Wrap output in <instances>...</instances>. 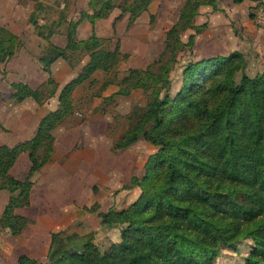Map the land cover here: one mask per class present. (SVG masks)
Listing matches in <instances>:
<instances>
[{"label":"trees","instance_id":"trees-1","mask_svg":"<svg viewBox=\"0 0 264 264\" xmlns=\"http://www.w3.org/2000/svg\"><path fill=\"white\" fill-rule=\"evenodd\" d=\"M117 0H89L91 13H82L70 21L64 48L49 39L58 34V24L39 25L31 14L28 23L45 43L39 62L48 75L46 88L32 89L11 83L13 97L41 104L56 94L58 85L50 67L57 60L71 68L87 56L77 76L58 93V107L44 116L35 135L14 147L0 146V192L10 195L0 215V231L16 237L31 221L16 214L30 207L31 178L48 164L53 155V132L75 114L74 90L94 75L113 72L120 58L119 43L113 49L106 39L94 33L96 21L109 18ZM152 0H129L112 19L111 30L127 15V28L147 11ZM219 0H186L177 22L166 35V48H191L206 24L194 25L199 8L218 11ZM246 1L232 0L234 5ZM65 18V17H64ZM62 16L61 19H64ZM87 21L89 37L77 39V28ZM192 31L184 45L180 34ZM16 35L0 27V64L10 60L21 48ZM125 55L122 56L124 58ZM160 61V60H159ZM168 63L157 71L153 64L144 70H129L115 92L101 96H129L135 90L149 93L145 108L134 111L136 122L111 146L121 151L143 138L156 152L144 165L141 179L132 177L131 188L138 197L126 207H110L102 223L118 231L116 242L101 250L90 234L64 236L52 233L47 264H215L221 251L232 253L250 242L244 264H264V72L255 78L243 72L246 62L239 52L228 56L203 58L189 62L181 86L173 90L168 80ZM106 86H103V89ZM27 153L31 164L24 181L12 178L10 169L18 156ZM17 264H41L21 255Z\"/></svg>","mask_w":264,"mask_h":264},{"label":"rangeland","instance_id":"rangeland-1","mask_svg":"<svg viewBox=\"0 0 264 264\" xmlns=\"http://www.w3.org/2000/svg\"><path fill=\"white\" fill-rule=\"evenodd\" d=\"M8 1V3H6ZM0 0V13L13 18L21 23L20 29L24 31L22 39L19 40L21 46L23 42L29 43L28 48L35 51L36 44H45L37 38L35 30L28 23L24 25L22 21L28 19L33 14L36 23L50 26L52 23L58 24L57 38L62 42L63 33L70 21H77L82 13H91L88 8L89 0ZM186 0H152L146 12H144L136 22L127 28V15L120 19L115 25V33L109 29L112 18L120 13L121 8L129 0H117L111 17L105 19L100 35L105 36V46L113 49L119 43L120 58L113 72L104 74L97 72L93 81L89 82L88 90L75 101V114L69 118L68 125H79L83 121L92 118V129L105 134L106 146L101 148V157H83L84 165L88 161L92 168L88 169L87 175L90 177V187L92 194L87 200V208L82 211V215H71L70 221L72 229L59 230L64 236L79 234L84 231L85 235L90 234L93 243L101 250L109 247L111 242H116L118 231L111 230L102 223V215L110 207L120 210L139 195L137 187H129L130 179L137 177L141 179L144 175V165L148 157L156 152V148L151 146L143 138H140L130 147L121 151L112 152L111 146L120 136L125 133L136 122L134 111L140 112L149 102V93L141 90L133 91L129 96L113 95L109 100L101 99L100 104L94 107L93 98H101L103 94L108 95L110 91H116V85L127 75L129 70H144L153 64L152 70L157 71L164 63H168L167 78L171 82L173 90L178 89L182 83V73L189 62H196L203 58L228 56L233 52L242 53L246 66L242 73H238L236 81L245 74L249 78H255L261 71L260 64L264 63V57L256 54L251 43L246 42L243 36L240 19L243 16L242 8H236L233 13L222 10L226 8V0L217 2L218 11L213 12L210 6L199 8L198 15L194 19V25L206 24L205 30L196 37L191 48H178L175 52L167 51L165 56H161L166 48V35L172 26L177 22L179 10ZM4 7L2 8V5ZM8 4V5H6ZM247 10V9H246ZM252 12H250L252 19ZM65 17L60 20V17ZM253 21V20H252ZM84 23L88 24L87 21ZM254 23V21H253ZM82 25V24H81ZM89 25V24H88ZM255 25V24H254ZM256 26V25H255ZM27 27L28 30L25 28ZM256 28L264 30L256 26ZM25 29V30H24ZM81 37L88 36L89 26ZM117 29V33H116ZM108 33V34H107ZM192 31H185L180 34V39L184 45L188 42ZM77 34V38H78ZM55 37V39H57ZM31 42V43H30ZM42 47V46H41ZM251 47V48H250ZM39 48V46L37 47ZM249 48V49H248ZM42 53L43 50L39 49ZM40 53V54H41ZM125 55L124 58L122 56ZM81 62L72 69L74 73H79L82 66L88 61L87 56L81 58ZM160 60V61H159ZM4 66L0 65V73ZM15 71V69H14ZM3 73L6 72L3 70ZM261 74V73H260ZM103 86L106 88L103 89ZM75 162H78L77 159ZM94 185V186H93ZM8 195V194H6ZM6 197L0 194V215L6 203ZM80 223V224H79ZM80 227L79 230L76 228ZM82 227V228H81ZM75 228V229H74ZM77 234V235H79ZM12 236L6 230L0 231V251L7 254L2 259L0 254V264H15V258L19 251L12 252ZM250 242H245L239 246V251L232 253L227 250L221 251L215 264H244V258L248 251ZM47 258L39 261L47 264ZM4 264V263H3Z\"/></svg>","mask_w":264,"mask_h":264},{"label":"crops","instance_id":"crops-1","mask_svg":"<svg viewBox=\"0 0 264 264\" xmlns=\"http://www.w3.org/2000/svg\"><path fill=\"white\" fill-rule=\"evenodd\" d=\"M4 5H2V8ZM255 5L256 3L249 1L234 5L232 0H226V8L222 7L221 9L226 10L231 15L236 8H242L243 16L246 17V19H240L243 36L246 42L252 44L256 54L264 57V30L256 28L250 15ZM107 19L109 20V18ZM27 21L28 19H24L22 24L25 25ZM103 21L95 22L94 33L97 37L105 39L106 37L99 33L103 29ZM20 25L19 21H15L9 15L5 16L0 13V27L7 28L19 40L24 35ZM88 26L89 34L86 38L90 36L92 28L83 22L76 30L79 36L77 39H86L81 37V33L83 34L85 30H88ZM25 29L28 30L27 27ZM109 29H111V24ZM55 37L57 38L53 35L49 42L52 45L64 48L66 38L64 37L60 42L59 38L55 39ZM28 45L29 43L23 42L20 50L10 60L0 64L4 66L0 73V146L11 148L30 140L35 135L40 120L57 109V97L60 90L78 74L74 73L73 68L65 61L59 59L50 67L51 76L58 85L56 94L47 98L41 104L30 98L18 102L13 97L11 83H21L32 89H44L48 79V75L42 70L39 62L41 56L39 49L44 50L45 44H36L35 51L38 49L36 54L28 48ZM38 46L39 48H37ZM260 66L262 68L260 73H263L264 63ZM3 70L6 74L3 73ZM88 87V81L77 87L73 92V98H80L84 91L88 90ZM100 100L101 98H93L94 107L100 104ZM92 120L95 119L92 118ZM92 120L83 121L75 126H66L65 124L54 130L52 159L31 178L30 207L16 211V214L28 218L31 224L19 236L11 237L13 240L11 246H14L12 252L19 251V255L15 258V264H17V258L21 255L38 261L45 260L50 251L51 234L59 230L72 229L71 215L75 216L77 212L78 215H82V211L87 208V200L92 194V187H90V177L86 171L92 168V164L90 160L87 165H84L82 160L83 157H101L99 152L101 148L106 146L105 134L102 133L101 136L100 130L95 131L92 129ZM76 159L78 162H75ZM30 167L28 154L22 153L18 156L9 174L16 180L24 181L29 175ZM1 193L3 197L7 198L6 205L10 195L6 192ZM79 229L80 227L76 228L75 231ZM76 234H79V232L76 231ZM79 235H85L84 231ZM7 253L3 250L0 251L2 259H5ZM3 263L5 264L2 260Z\"/></svg>","mask_w":264,"mask_h":264},{"label":"built area","instance_id":"built-area-1","mask_svg":"<svg viewBox=\"0 0 264 264\" xmlns=\"http://www.w3.org/2000/svg\"><path fill=\"white\" fill-rule=\"evenodd\" d=\"M252 20L256 26L264 28V0L256 3L252 12Z\"/></svg>","mask_w":264,"mask_h":264}]
</instances>
